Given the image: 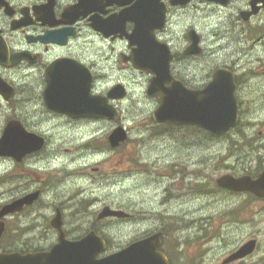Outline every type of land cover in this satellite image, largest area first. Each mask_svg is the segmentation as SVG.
Masks as SVG:
<instances>
[{"label": "flooded vegetation", "instance_id": "obj_1", "mask_svg": "<svg viewBox=\"0 0 264 264\" xmlns=\"http://www.w3.org/2000/svg\"><path fill=\"white\" fill-rule=\"evenodd\" d=\"M255 1L0 0V140L7 125L12 129L21 128L37 140L36 145L33 144L36 147L34 151L23 149L28 145L25 140L18 154L11 148L8 154H0V264H5L2 260L14 254H46L54 247L57 248L55 257L59 263L65 258L78 264H89L91 260H106V257L131 243L150 238L158 232H162V236L156 252L164 254L169 264H264V247L260 248L257 239L248 234L241 241H233L234 229L254 220L246 213L247 208H253L249 203L225 204L215 220H208L203 215L192 217L189 194L191 198L198 195L206 200L208 195L213 194L207 192L205 182L196 183L193 190L183 183L178 189L172 185L163 190L155 201L157 206L167 208L174 199H179L178 193L181 198L186 196L189 210L173 211L169 215H160L156 211L152 215L158 221L150 220L147 210H140L145 207L138 210L123 203L106 205V133L103 136L91 135L101 127L106 130V66H110L112 56L106 57V48L113 52L115 62L121 66V73L130 70L143 74L148 83L150 76L136 70L127 58L131 56L134 62L136 49H142L155 51L158 59L160 54L157 49L164 50L163 46H166L171 55L169 71L173 78L165 84L168 88L177 81L188 91H201L212 80L216 69L230 71L235 85L238 120L225 135L210 137L216 142L226 143L225 152L217 160L224 167L225 175L257 178L264 171V127L256 132L258 126L255 124V129L249 117L242 120L243 115L264 111V102L258 104L264 101V78L259 79L260 75L252 72L250 67L256 62L264 72V51L256 47L264 45V0ZM134 5L137 12L129 19H117L121 12ZM143 10L147 13H142ZM133 16L138 19L136 24L131 20ZM143 16L147 19L145 28ZM209 18L228 23L227 28L222 30V24L218 33L213 34L217 39L222 38L219 40L222 43L220 47L223 48L230 37L233 39H230L229 49L232 50L227 53L226 59L207 70V53L213 54L214 51L213 47L211 50L207 47L213 37L210 36L208 41L205 32ZM135 25L139 28L135 37L130 39ZM191 31L198 39L196 54L185 53L191 45L188 37ZM262 51V55L255 56ZM251 54L254 59L244 61V57ZM117 84L129 90L123 80ZM48 96L72 99L74 105L64 103L72 106L74 116L49 108L46 104ZM250 96L252 99H248ZM79 99L90 100L91 103L99 100L103 116H76L80 112ZM147 99L155 102L156 107V98ZM114 103L119 114L112 122L113 127L121 126L120 106L123 101ZM38 105L42 106L40 119L63 122L69 127L66 130H76L79 126L87 130L80 143L77 139L74 145L75 152L70 162L75 168L68 170L67 164L53 165L56 163V152L50 154V148L69 142L61 138L58 130L41 129L34 123L31 110L34 112V107ZM152 112L146 120L147 139L157 135L156 131L165 135L166 132L183 130L184 137L189 138L192 145H205L209 135L205 130L190 125L155 124ZM39 123L46 122L41 119ZM126 130L130 136L129 130ZM177 138L174 135L172 140ZM193 138L196 139L191 142ZM143 140L144 137L137 138L136 142L140 145ZM242 150L244 155H239ZM81 161H88L90 165L82 166ZM35 164H48L53 173H59L42 182L47 172L34 169L32 165ZM87 166H91L90 171L96 174L97 179L91 180L89 187H66V180L77 176L76 171ZM200 169H196L195 173L203 178V169ZM69 171L71 175H68ZM64 172L67 176L59 179L60 173ZM212 188L224 193L228 200L238 196L252 197L245 192ZM106 206L127 216L106 218ZM5 208L9 210L3 212ZM202 210L198 208L193 212ZM261 211H264V204ZM151 222L155 225L151 226ZM205 225L215 228L212 233L209 231V237L199 235ZM182 229L187 235L181 234ZM208 238L213 239L215 244L226 240L223 247L209 249V252L218 249L215 254L220 258L213 256L203 260L205 252L201 246ZM253 239L255 246L251 255L242 260L229 261V257L243 243Z\"/></svg>", "mask_w": 264, "mask_h": 264}, {"label": "rangeland", "instance_id": "obj_2", "mask_svg": "<svg viewBox=\"0 0 264 264\" xmlns=\"http://www.w3.org/2000/svg\"><path fill=\"white\" fill-rule=\"evenodd\" d=\"M223 24V25H222ZM222 25V30L227 28L228 23L225 24L221 22L218 18H209L207 21V28L205 32L209 41V37L213 34L218 33V28ZM216 36L211 37V41L207 44L209 50L213 47V54L207 53L206 66L207 70L210 67L216 66V64L221 63L226 59L227 53H231L229 49L230 37L226 45L222 48V44ZM246 46V45H244ZM258 49H263L264 45H256ZM255 48V46H254ZM106 48V57L112 55L109 61L110 66H106V92L116 84L123 80L125 85L128 87L129 95L123 101L120 106L121 110V124L127 128L130 132L129 141L119 147V149L109 151L107 144L106 148V205H119L123 203L127 207L131 206L133 209L141 208L140 210L148 211V218L153 221H158L157 217H154L152 214L157 211L160 215H169L173 211H188L189 206L186 203V196H182L178 193L176 194L179 199H174L169 207L167 205L164 207L157 206L156 199L161 196L163 190H168L170 186L173 185L174 188L184 184L185 187L190 186L192 190L196 188V183L212 184L215 179L221 175H224V170L220 165V162L217 161L218 158H221V153H224L226 150V143L216 142L213 138L206 137L205 145H192L189 141V138L184 137L183 130H175L170 133L166 132L165 135L157 134L159 131H156L154 137L147 139L148 133H146V120L150 116L151 112L154 110L155 102L147 99L145 96V89L147 85V79L143 74L126 71L121 73L119 68L121 66L115 62V57L113 52H109ZM262 52L256 53L255 56L262 55ZM212 55H214L212 57ZM212 57V59H210ZM230 58V56L228 57ZM254 59L252 54L246 55L244 61ZM251 71L255 74L260 75L259 79L264 78V72H262V66H259L256 62L250 65ZM263 73V75H261ZM256 76V75H254ZM252 99V96L248 97ZM263 100L259 101L258 104H263ZM35 111L31 110V117L34 119V123L41 129L46 130H58L61 138L68 140L69 143H59L55 148H50L49 153L53 154L56 152V163L53 164L56 167L67 164V169L71 170L75 168L74 165L70 162L73 160V155L75 152V147L77 143H80V139L85 137L84 130L79 126L78 129H68L69 127L60 121H50L41 118L44 120L43 124H40V110L42 106L34 107ZM244 117H249L248 120L252 122L257 130H263L264 123V111L263 112H252L249 115H243ZM1 118V117H0ZM144 121V122H143ZM141 123V124H140ZM140 124V125H138ZM113 129V123L106 121V130L100 128L91 135L103 136L106 133V139ZM254 129V131H255ZM65 130V131H64ZM176 135L177 139L172 140V137ZM144 137L143 143L138 145L137 138ZM166 137V138H165ZM59 138V139H61ZM192 135L190 134V139ZM235 138V136H232ZM78 139V141H77ZM196 138H193L195 140ZM77 141V143H75ZM110 149V148H109ZM68 152V153H67ZM245 151L242 150L239 155H244ZM254 154V153H251ZM126 156V157H125ZM127 156L131 158L127 159ZM202 161V162H200ZM80 165H90L88 161L79 162ZM34 169L38 171L47 172V176L43 179L42 182H46L53 173L48 164H35L32 165ZM91 166L82 168L80 171H76L77 176L68 178L66 181L68 185L66 187H89L91 180H96L97 176L95 173L90 171ZM96 167L94 164L93 168ZM203 169L204 176L199 178L196 169ZM131 170V175H124ZM201 170V169H200ZM181 172V173H179ZM224 172V173H223ZM193 173V174H192ZM95 174V175H93ZM68 175H71L70 171ZM67 174L60 173L59 179L65 178ZM72 177V176H70ZM104 186V185H103ZM182 188V187H181ZM178 189V188H177ZM207 192H213L212 195H208V200L202 199L198 195L191 198L189 194V204L191 209L192 217H198L201 215L207 216V219L215 220L217 213L222 209L225 204L231 203H249L253 208H247V216L253 217V221L246 222L243 226H238L237 229L233 231V237L235 242L241 241L244 237L249 234V237H253L259 241L260 248L264 247V211H261L262 205L264 202L257 201L256 199L247 198L246 196H238L237 198L228 200L224 193H218L213 188H209ZM175 194H173L174 196ZM247 200V201H246ZM129 205V206H128ZM136 206V207H133ZM203 208L201 212H193L194 209ZM139 210V209H138ZM245 213V214H246ZM203 215V216H202ZM160 219V218H159ZM150 225H155L154 222H151ZM215 228L204 226L203 232L199 235H204L209 237L214 231ZM182 235H187V233L182 229ZM210 231V232H209ZM192 235H195L192 233ZM226 235V234H225ZM211 238V237H210ZM205 239L201 248L203 250V260L211 259V257H219L220 255L215 254L217 250L209 252V249L215 247H223L224 241H217L218 244L213 243V239ZM262 254V253H261ZM261 254H258L261 255ZM188 258V255L184 257Z\"/></svg>", "mask_w": 264, "mask_h": 264}, {"label": "water", "instance_id": "obj_3", "mask_svg": "<svg viewBox=\"0 0 264 264\" xmlns=\"http://www.w3.org/2000/svg\"><path fill=\"white\" fill-rule=\"evenodd\" d=\"M208 1L218 2V0ZM142 2L146 3L147 0H142ZM221 2L225 4V1ZM136 12L134 5L130 9L121 12L118 18L127 20L129 16ZM142 13L147 12L143 10ZM131 20L135 22L137 18L133 16ZM145 22L146 19L143 16V28H145ZM190 39L192 40V44L186 53L196 54L198 53L197 38L193 32L190 34ZM157 53L160 54V58L158 59L155 57V51L137 49L134 55V62L130 57L135 68L152 75L146 94L149 97L157 98L158 101V107L152 114V119L155 123L175 126L194 125L214 135H223L235 126L238 118V108L234 97L235 85L229 71L226 69L216 70L213 73L211 82L201 91L185 90L177 81L171 88H168L165 87V84L172 80L169 73V61L171 57L166 47H164V50L158 48ZM125 95L126 92L121 85H116L109 91L106 96V119L114 120L117 115L114 107L109 104V100H120ZM64 102H70L74 105V101L70 98H53L51 96L46 98V104L49 108L74 116L71 113L72 106ZM78 102L80 112L76 116H103V106H101L99 100L91 103L90 100L79 99ZM33 137L34 135L28 134L21 128L12 129L10 125H7L0 140V154H8L9 148L15 154H18L20 145L25 140H27L28 145L24 146L23 149L27 152L34 151L36 148L34 145H36L37 140H33ZM126 139L127 134L121 127L114 129L108 136L111 147H117ZM216 182L221 188L238 193L249 192L258 198L264 199V172L259 174L256 179L247 176L238 179H234L231 176H222ZM8 210L9 208H5L3 212H7ZM110 216L123 217L124 214L106 208V217ZM160 236L161 233H158L149 239L130 245L120 253L106 258V261L94 262L91 260L89 264H168L162 254L155 252ZM253 248L254 241H250L233 254L229 260L243 258L250 254ZM56 251L57 248L54 247L51 252L46 254L28 256L14 254L4 258L2 263L78 264L74 260L65 258L59 263L55 257Z\"/></svg>", "mask_w": 264, "mask_h": 264}]
</instances>
